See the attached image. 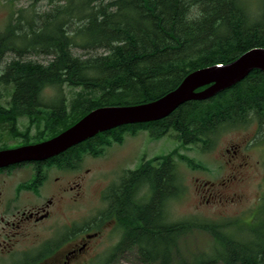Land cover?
<instances>
[{
    "label": "trees",
    "instance_id": "trees-1",
    "mask_svg": "<svg viewBox=\"0 0 264 264\" xmlns=\"http://www.w3.org/2000/svg\"><path fill=\"white\" fill-rule=\"evenodd\" d=\"M42 2L48 8L37 10ZM253 48H264V0H31L0 31V141L4 131L19 135L21 118L37 130L52 129L51 137L96 108L154 101L191 72L227 64ZM64 87L78 92L67 100ZM252 122L264 138V73L258 70L207 100L185 102L157 121L100 133L58 157L63 169L80 167L84 157L101 156L140 132L208 150L221 133ZM174 155L144 162L121 180L128 191L147 186L151 197L142 206L112 198L122 234L115 251L134 250L143 264H169L180 241L198 231L210 245L197 262L264 264V234L253 240L250 221L162 220L165 200L181 192ZM155 161L156 170L150 168Z\"/></svg>",
    "mask_w": 264,
    "mask_h": 264
},
{
    "label": "rangeland",
    "instance_id": "rangeland-1",
    "mask_svg": "<svg viewBox=\"0 0 264 264\" xmlns=\"http://www.w3.org/2000/svg\"><path fill=\"white\" fill-rule=\"evenodd\" d=\"M30 3L31 0H0V31L11 15H16L18 10L26 8ZM47 8L46 2L36 6L41 11ZM62 91L67 100H71L73 94L78 92L66 87ZM46 94L53 96L54 91L49 90ZM16 129L19 135L9 137L7 144L19 145L24 143V139L34 140L41 136L42 130H47H37L27 120L18 121ZM50 131L43 133L48 135L46 138L50 137ZM236 147H243L242 150L248 157L249 166L244 170L233 167V151ZM172 152H175V175L181 192L166 207V223L188 219L210 222L250 221L249 226L254 229L253 240L264 234V138L259 134L255 122L221 133L208 150H201L196 146L183 147L172 136L152 140L146 132H140L134 137L125 136L120 145H111L103 157H84L77 173L78 221L101 214L100 211L104 209L101 192L103 189L107 190L108 184L116 182L123 170L136 169L141 162H151ZM184 158L192 161L194 166H190ZM227 178L233 180H224ZM4 191L9 193L10 187H5ZM105 228L97 241L99 244L96 243L94 257L99 264H106L105 259L111 256L110 253L118 242V233L112 224L105 225ZM42 229L37 228L38 240H34L40 241L39 243L35 244L29 237V240L18 241L8 251H0V264H47V261L39 260L44 250L41 244L47 241ZM234 233L239 236V231L235 230ZM209 245L210 237L204 232L195 231L180 241L178 253L169 264H201L196 261L195 256L208 250ZM112 256L107 264H143L136 258L134 250Z\"/></svg>",
    "mask_w": 264,
    "mask_h": 264
},
{
    "label": "flooded vegetation",
    "instance_id": "flooded-vegetation-1",
    "mask_svg": "<svg viewBox=\"0 0 264 264\" xmlns=\"http://www.w3.org/2000/svg\"><path fill=\"white\" fill-rule=\"evenodd\" d=\"M20 120L26 119L21 118L18 121ZM46 131L50 130H42V133ZM7 135L8 137H5ZM54 136L37 142L34 139L27 144L24 142L17 145L16 143L7 144L10 141V136L4 131L2 132V141H0V151L37 144ZM242 149L236 147L233 151V167L237 170H244L249 166L248 157ZM106 151L98 157H86L100 158L106 154ZM59 155L46 161L19 163L0 169V251H8L15 243L20 240L24 241V239L29 240V237L32 238V241L38 240L36 239L38 238L36 236L37 228L42 227L47 241L41 244L44 250L40 254L39 260L47 261V264H99L98 259L95 260L94 257L96 243L99 244L97 241L100 239L102 230L105 231V225L112 224L113 229L117 230L118 242L113 247L110 257H113L112 254L114 256L123 254L115 251L121 241L122 234L118 221L112 214V198L116 196L128 197L130 201L133 199L135 204L142 206L151 197L148 187L138 183L129 191L125 189L121 180H124L123 178L129 170H123L116 182L108 184L107 190H102L101 203L104 209L100 211L101 214H95L91 218L79 222L76 204L78 196L77 173L80 171V167L70 166L63 169ZM142 163L144 162H141L139 166ZM159 164L157 161L152 162L150 168L156 170ZM133 170H137V168ZM163 171L167 172L166 180H172L170 170L164 168ZM8 186L10 187L9 193L4 191ZM117 191L118 193H116ZM168 203L169 200L166 199L160 213L164 221ZM60 209L63 210V213H60ZM62 216L65 218L63 219ZM11 231L13 232L11 233ZM33 232H35L34 235H32ZM34 242L37 244L40 241ZM110 257L105 259L106 264L110 262ZM101 264L104 263L101 262Z\"/></svg>",
    "mask_w": 264,
    "mask_h": 264
},
{
    "label": "water",
    "instance_id": "water-1",
    "mask_svg": "<svg viewBox=\"0 0 264 264\" xmlns=\"http://www.w3.org/2000/svg\"><path fill=\"white\" fill-rule=\"evenodd\" d=\"M264 73V48H253L227 63L195 70L177 88L154 101L133 106L99 107L49 140L0 151V169L25 162H41L114 128L157 121L188 101H204L246 78ZM200 89V90H199Z\"/></svg>",
    "mask_w": 264,
    "mask_h": 264
}]
</instances>
